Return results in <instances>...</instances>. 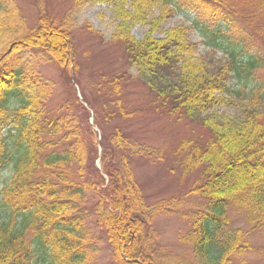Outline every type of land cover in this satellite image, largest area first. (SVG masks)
<instances>
[{
    "label": "trees",
    "instance_id": "obj_1",
    "mask_svg": "<svg viewBox=\"0 0 264 264\" xmlns=\"http://www.w3.org/2000/svg\"><path fill=\"white\" fill-rule=\"evenodd\" d=\"M92 1L115 6L116 38L135 72L98 71L95 97L82 93L100 140L91 111L73 92V70L82 81L70 24L41 9L32 25L12 0H0V47L7 46L0 55V173L11 171L0 190V264H253L242 258L252 248L248 231L232 225L230 211L264 232V0H131L129 9L126 0ZM155 8L159 15L151 17ZM176 11L195 16L155 37ZM136 24L150 31L137 39ZM194 31L223 57L199 55ZM42 62L61 70L70 93L56 114L47 110L53 84L41 74ZM133 77L146 99L128 107L124 88ZM220 106L237 113L211 112ZM152 110L199 121L210 133L202 144L182 141L177 152L186 171L200 173L188 195L201 204L183 212L190 229L179 234L192 259L157 247L152 221L178 204L149 205L135 175L139 160L162 159L163 150L132 138L123 125L111 133L105 127ZM90 194L108 263L100 261L101 236L86 222Z\"/></svg>",
    "mask_w": 264,
    "mask_h": 264
},
{
    "label": "rangeland",
    "instance_id": "obj_2",
    "mask_svg": "<svg viewBox=\"0 0 264 264\" xmlns=\"http://www.w3.org/2000/svg\"><path fill=\"white\" fill-rule=\"evenodd\" d=\"M129 1L131 0H126L125 9H129ZM12 3L20 8L22 15L32 25L37 22L41 9H44L57 24H61L64 20L70 24V32L75 45V58L80 64L78 76L82 81L80 84L77 83V75L74 73L76 70H73V92L82 99L83 92L89 98L95 97L94 92L92 95L90 86L99 81L98 71L109 76L129 70L131 73L134 72L133 68H129L123 49L116 38V35L120 33L121 19L115 6L92 0L79 1L80 8H76V0H12ZM159 11L158 8H155L151 17L158 16ZM194 16L193 12L185 14L183 11H176L171 17L160 23V27L153 34L155 37H163L165 30L178 25H188ZM149 31L150 26L136 24L131 33L135 38L140 39ZM192 38L197 43L199 55L206 54L210 60H219L223 57L221 51L214 52L205 47L202 43L204 37L200 32L194 31ZM13 39V36L6 37L5 42L9 44ZM6 47H0V55ZM39 70L44 78L53 84V92L47 110L56 114L59 106L70 98L69 90L65 87L61 70L57 66L51 62H42L39 63ZM134 77L125 84L124 88V100L128 107L142 106L146 99L143 86ZM87 106L91 111L90 124L94 127L97 138L100 140L102 133L101 131L97 132L99 127L94 123L95 113L88 104ZM237 109L235 106H220L211 112L219 115H234L237 113ZM116 124L123 125L130 132L132 138L163 150L162 159L139 160L135 165V175L149 205L161 202L170 203L169 205L172 202L174 205L178 204L175 206L174 212L163 213L152 221V229L157 236V247L164 249L165 252L192 259V247L189 244H182L179 241V234L190 229L189 221L181 216L183 212H190L192 208H195L194 206L201 204L200 199L188 195L196 178L200 177V173L199 170L186 171L177 152L184 140L192 139L198 140L201 144L204 143L210 137L209 131L199 121L184 117L181 119L172 118L157 110L145 111L141 117H134L130 120L117 118L110 121L105 126L107 132L111 133ZM97 163L100 164V161ZM10 176V170L0 173V190ZM96 202L95 194H90L88 204L90 212L86 217V222L94 235L101 236L99 241L100 261L108 263L110 252L105 234L103 230L97 228L95 216L90 217L91 208ZM230 217L234 227L248 231L246 239L252 248L242 258L253 264H264L263 230L253 229L251 225L247 224L245 217L234 211H230ZM238 260V258H234V264Z\"/></svg>",
    "mask_w": 264,
    "mask_h": 264
}]
</instances>
